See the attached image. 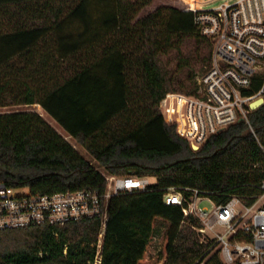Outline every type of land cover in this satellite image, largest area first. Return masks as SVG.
<instances>
[{
	"label": "trees",
	"instance_id": "16d2710c",
	"mask_svg": "<svg viewBox=\"0 0 264 264\" xmlns=\"http://www.w3.org/2000/svg\"><path fill=\"white\" fill-rule=\"evenodd\" d=\"M151 2L0 0V108L39 105L90 156L34 110L0 113V183L44 194L103 191L99 169L154 177L144 191L109 199L101 264H154L147 256L160 223L155 262L223 264L206 254L210 243L199 242L195 220L163 197L173 188L184 200L197 191L217 203L237 195L250 204L264 180V105L248 116L255 136L239 121L193 150L159 103L169 93L164 117L175 116L182 131L176 106L195 90L185 68L201 60L205 69L213 45L191 11L161 5L140 15ZM100 227L90 218L2 230L0 264H93Z\"/></svg>",
	"mask_w": 264,
	"mask_h": 264
},
{
	"label": "built area",
	"instance_id": "2783aa9c",
	"mask_svg": "<svg viewBox=\"0 0 264 264\" xmlns=\"http://www.w3.org/2000/svg\"><path fill=\"white\" fill-rule=\"evenodd\" d=\"M200 2L191 0L185 9L193 12L197 31L213 48L208 65L195 76L194 93L183 94L186 101L182 134L177 131L178 122L167 121L163 114L162 102L169 93L159 103L164 121L175 125L177 135L197 148L210 135L239 121H244L255 136L248 116L264 105V0H212L201 6ZM256 101L261 103L252 108ZM103 176L106 180L103 191L34 194L27 187L0 183V231L62 226L99 218L101 227L93 264H101L109 199L144 191L151 183L147 176ZM259 189L250 204L237 195L217 203L208 196H199L197 191L184 200L173 188L163 199L167 204L181 205L184 220H195L191 227L199 242L210 243L206 250L208 257L216 253L223 264H264V180ZM174 194L179 195V201H167ZM203 202L208 205H202ZM147 259H151L150 253Z\"/></svg>",
	"mask_w": 264,
	"mask_h": 264
},
{
	"label": "rangeland",
	"instance_id": "374dc122",
	"mask_svg": "<svg viewBox=\"0 0 264 264\" xmlns=\"http://www.w3.org/2000/svg\"><path fill=\"white\" fill-rule=\"evenodd\" d=\"M191 2V0H152L151 4L145 8L140 15H144L146 13H148L149 11L153 10L154 8L161 6V5H168V6H175L181 9H184L186 7L189 6V3ZM194 45V42H191ZM177 57V56H176ZM175 56L170 60V65L171 67H175ZM203 63L200 61H191L190 62V67L185 68L186 70L189 69L192 73H193V79H195V76L198 75L199 73H201L204 70V66L202 65ZM22 110H34L37 113H39L43 118H45V120H47V122H49V124H51L58 133H60L71 145H73L76 149H78V152L82 154V156H84L85 158L90 159L89 154L81 147L76 145V142L73 138H71L69 135H67V133L48 115L46 114L42 108L37 105H31V106H13V107H6V108H0V113H8V112H12V111H22ZM93 164H95V162H93ZM99 171L102 174H107L105 173L103 170L99 169ZM155 178L154 177H150V182H154ZM202 205H208L207 202H203ZM160 223V222H159ZM166 227V224H162L160 223V231L159 233L156 235L155 238V244L152 248V251L150 252V257L151 259L150 262L154 263V264H160L161 262H155L156 260V254H158L161 249V238H162V233L164 231ZM195 231V230H194ZM196 234V232H195ZM196 237L198 238L197 234Z\"/></svg>",
	"mask_w": 264,
	"mask_h": 264
},
{
	"label": "bare ground",
	"instance_id": "6f19581e",
	"mask_svg": "<svg viewBox=\"0 0 264 264\" xmlns=\"http://www.w3.org/2000/svg\"><path fill=\"white\" fill-rule=\"evenodd\" d=\"M185 101H186V97H183V99H182V103H181V105L179 106V105H177L176 106V110H175V112L176 111H181V113H182V117H183V107H184V104H185ZM179 109V110H178ZM173 120H175V121H177V118L175 117V116H173L172 115V117H171ZM183 120H184V118H183ZM178 122V121H177ZM183 130H184V127H183ZM183 130L182 131H179L178 129H177V131L179 132V133H183Z\"/></svg>",
	"mask_w": 264,
	"mask_h": 264
},
{
	"label": "water",
	"instance_id": "95a60500",
	"mask_svg": "<svg viewBox=\"0 0 264 264\" xmlns=\"http://www.w3.org/2000/svg\"><path fill=\"white\" fill-rule=\"evenodd\" d=\"M261 103V101H256L252 104V108H256L259 104ZM193 150H197V146L193 145L191 146Z\"/></svg>",
	"mask_w": 264,
	"mask_h": 264
}]
</instances>
